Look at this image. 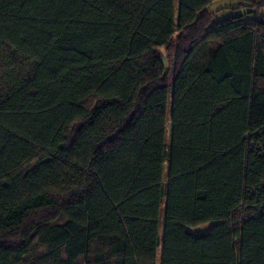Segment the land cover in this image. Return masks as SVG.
<instances>
[{"label": "trees", "instance_id": "obj_1", "mask_svg": "<svg viewBox=\"0 0 264 264\" xmlns=\"http://www.w3.org/2000/svg\"><path fill=\"white\" fill-rule=\"evenodd\" d=\"M212 1L0 0V264H264V0Z\"/></svg>", "mask_w": 264, "mask_h": 264}, {"label": "rangeland", "instance_id": "obj_2", "mask_svg": "<svg viewBox=\"0 0 264 264\" xmlns=\"http://www.w3.org/2000/svg\"><path fill=\"white\" fill-rule=\"evenodd\" d=\"M249 8L244 6H239L237 0H213L212 3L208 6V10L212 14V22L219 21L220 19L227 17L229 15H232L234 13H244ZM259 16L262 18L264 17V9H261V12ZM3 71L0 70V91L2 90L3 84L2 81L3 78ZM171 134V128H170V122H167V136L170 137ZM209 227V224L201 225L197 228L191 229L190 231L195 230H207Z\"/></svg>", "mask_w": 264, "mask_h": 264}]
</instances>
